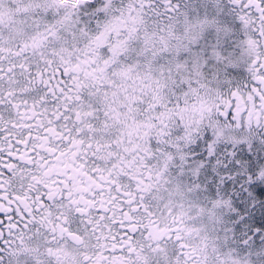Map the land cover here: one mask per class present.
<instances>
[{
  "label": "snow or ice",
  "instance_id": "6c2138e0",
  "mask_svg": "<svg viewBox=\"0 0 264 264\" xmlns=\"http://www.w3.org/2000/svg\"><path fill=\"white\" fill-rule=\"evenodd\" d=\"M0 264H264V0H0Z\"/></svg>",
  "mask_w": 264,
  "mask_h": 264
}]
</instances>
